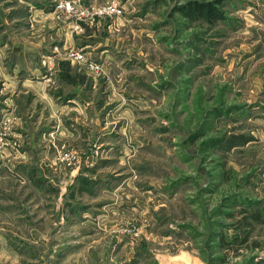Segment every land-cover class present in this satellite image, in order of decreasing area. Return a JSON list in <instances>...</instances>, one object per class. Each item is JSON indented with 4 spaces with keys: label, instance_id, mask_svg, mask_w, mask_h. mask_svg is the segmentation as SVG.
I'll list each match as a JSON object with an SVG mask.
<instances>
[{
    "label": "rangeland",
    "instance_id": "1",
    "mask_svg": "<svg viewBox=\"0 0 264 264\" xmlns=\"http://www.w3.org/2000/svg\"><path fill=\"white\" fill-rule=\"evenodd\" d=\"M119 1L76 29L51 0H0V105L55 51L52 86L87 106L52 118L25 181L0 156V264H264V0ZM193 1L222 18L179 13Z\"/></svg>",
    "mask_w": 264,
    "mask_h": 264
},
{
    "label": "crops",
    "instance_id": "2",
    "mask_svg": "<svg viewBox=\"0 0 264 264\" xmlns=\"http://www.w3.org/2000/svg\"><path fill=\"white\" fill-rule=\"evenodd\" d=\"M93 36L89 35L87 38L91 40ZM106 46V42H103L102 45L100 42L95 44L94 49L97 48L95 52L98 51L100 55H103L105 53L103 48ZM0 53L2 55V52ZM59 54L54 51V55L51 57L41 55L42 66H28L24 73L22 68L18 69V78H13L16 76L14 73L16 70H11L13 74L8 76L13 79H9L8 83L2 87L1 92L3 94L10 93V96H12L14 93V97L12 99L8 97L2 101L0 119L10 118L13 125L15 124L14 131L11 132V136L8 138L7 146L3 149L4 159H7L6 161L10 163L4 167V172L20 175L23 181H25L24 177L30 171L26 163L31 160V152L35 146L41 147L40 156L38 155L41 163L45 164L47 158L50 157L51 139L48 134L50 135L51 132L52 118L62 122V119L65 121L68 119L67 116H70L69 119H73V115L78 114L81 119L83 108H87L86 105L82 106V101L79 100L78 96H75L76 92L74 90L68 94L58 90V86L55 89L52 86L61 78L63 79L65 75L63 71H56L54 74L48 73L51 67L46 68V63L48 65L50 63L57 64L62 57ZM3 71L4 69L0 68V72L3 73ZM28 96L30 100L27 102ZM26 115L33 117L30 125L33 129H30V133L29 130H25ZM37 131L39 133L35 136ZM60 138V136L56 137V140L59 141ZM48 160L50 162V158Z\"/></svg>",
    "mask_w": 264,
    "mask_h": 264
},
{
    "label": "built area",
    "instance_id": "3",
    "mask_svg": "<svg viewBox=\"0 0 264 264\" xmlns=\"http://www.w3.org/2000/svg\"><path fill=\"white\" fill-rule=\"evenodd\" d=\"M58 16L66 18H74L76 21V29L79 28L81 23L92 24L96 20L101 19H114L121 16L123 6L119 0H106L101 6L95 3H81L80 0H51ZM68 60L76 65L82 66L87 71L99 74L101 66L92 61L86 53L71 49L67 54ZM13 122L10 118L0 119V156L3 154V149L7 146L8 134L11 131ZM72 154H68L60 161H68L74 159Z\"/></svg>",
    "mask_w": 264,
    "mask_h": 264
},
{
    "label": "trees",
    "instance_id": "4",
    "mask_svg": "<svg viewBox=\"0 0 264 264\" xmlns=\"http://www.w3.org/2000/svg\"><path fill=\"white\" fill-rule=\"evenodd\" d=\"M177 9L179 13L184 15L186 18H201L208 22H213L222 18L220 13L217 12L209 3L196 1L187 2Z\"/></svg>",
    "mask_w": 264,
    "mask_h": 264
}]
</instances>
